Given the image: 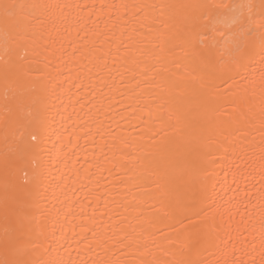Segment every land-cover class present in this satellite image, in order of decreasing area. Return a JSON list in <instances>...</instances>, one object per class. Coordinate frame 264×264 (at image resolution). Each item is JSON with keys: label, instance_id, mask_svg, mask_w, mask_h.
<instances>
[{"label": "bare ground", "instance_id": "6f19581e", "mask_svg": "<svg viewBox=\"0 0 264 264\" xmlns=\"http://www.w3.org/2000/svg\"><path fill=\"white\" fill-rule=\"evenodd\" d=\"M262 44V0H0V264H264Z\"/></svg>", "mask_w": 264, "mask_h": 264}, {"label": "snow or ice", "instance_id": "6c2138e0", "mask_svg": "<svg viewBox=\"0 0 264 264\" xmlns=\"http://www.w3.org/2000/svg\"><path fill=\"white\" fill-rule=\"evenodd\" d=\"M262 6H264V0H262ZM215 7L223 10L219 14L220 20L218 22L224 24L225 27H231L238 23V19L233 18L231 21H229L227 13L235 10L236 8H242L244 6L243 5L221 4V5H216ZM247 7L249 8V10H251V5H248ZM221 35H223V33H221ZM262 47H264V44H262ZM236 51L241 58L250 56L251 54V48L250 46H247V45H237ZM33 139H35V137H33Z\"/></svg>", "mask_w": 264, "mask_h": 264}]
</instances>
